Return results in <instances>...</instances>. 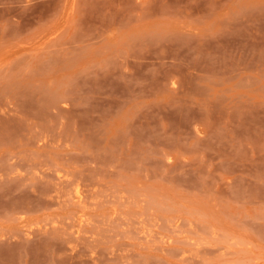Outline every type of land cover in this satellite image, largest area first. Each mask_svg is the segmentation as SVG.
I'll return each mask as SVG.
<instances>
[{
	"label": "rangeland",
	"instance_id": "1",
	"mask_svg": "<svg viewBox=\"0 0 264 264\" xmlns=\"http://www.w3.org/2000/svg\"><path fill=\"white\" fill-rule=\"evenodd\" d=\"M0 264H264V0H0Z\"/></svg>",
	"mask_w": 264,
	"mask_h": 264
}]
</instances>
